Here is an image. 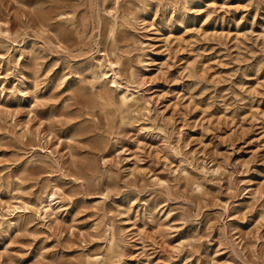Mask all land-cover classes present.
<instances>
[{
	"label": "rangeland",
	"instance_id": "1",
	"mask_svg": "<svg viewBox=\"0 0 264 264\" xmlns=\"http://www.w3.org/2000/svg\"><path fill=\"white\" fill-rule=\"evenodd\" d=\"M102 255L264 264V0H0V264Z\"/></svg>",
	"mask_w": 264,
	"mask_h": 264
},
{
	"label": "bare ground",
	"instance_id": "2",
	"mask_svg": "<svg viewBox=\"0 0 264 264\" xmlns=\"http://www.w3.org/2000/svg\"><path fill=\"white\" fill-rule=\"evenodd\" d=\"M112 74H109V71H103L101 74L97 75L95 78L99 79L100 84H104L108 90L118 91L120 103L123 107L138 106L139 97L138 92L133 87V82H124L120 74V71L115 67L116 63L109 62ZM114 87L118 88L116 90ZM140 107V106H139ZM60 199H58L55 190L46 191V199L44 206L41 209L45 212V217L51 216L60 205ZM113 237V234H112ZM102 264H114L113 262L107 263L105 256H101Z\"/></svg>",
	"mask_w": 264,
	"mask_h": 264
}]
</instances>
